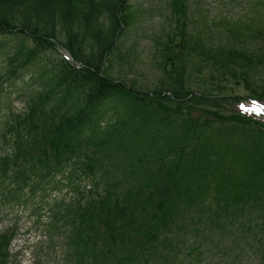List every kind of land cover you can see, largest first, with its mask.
<instances>
[{"label": "trees", "instance_id": "trees-1", "mask_svg": "<svg viewBox=\"0 0 264 264\" xmlns=\"http://www.w3.org/2000/svg\"><path fill=\"white\" fill-rule=\"evenodd\" d=\"M187 2L170 0L175 27L160 42L162 75L144 89L109 73L127 0H0L7 79L56 45L72 57L31 76L38 85L26 108L1 123L0 184L35 194L59 174L64 184L92 179L54 213L70 229L74 264H160L184 239L216 228L250 232L264 257V114L219 84L187 78L199 62L201 77L209 67L211 77L241 79L248 100L264 104V79L254 81L264 26L250 36L259 51L216 45L189 27ZM12 238L0 235V264Z\"/></svg>", "mask_w": 264, "mask_h": 264}, {"label": "rangeland", "instance_id": "rangeland-1", "mask_svg": "<svg viewBox=\"0 0 264 264\" xmlns=\"http://www.w3.org/2000/svg\"><path fill=\"white\" fill-rule=\"evenodd\" d=\"M187 3L189 27L200 30L210 43L261 50L262 41H253L250 36L264 26V0H188ZM127 8L129 23L119 38L117 49L109 57V73L149 89L162 75L160 42L175 27L170 0H127ZM236 25L238 28L234 29ZM3 52L0 54V130L7 114L26 108L29 91L38 85L30 77L67 53L56 45L55 51L41 55L37 66L22 76L10 77L8 73L10 78L7 79L3 73L8 60ZM194 64L199 62L189 67L187 75L193 87L214 89L219 84L223 92L238 96L241 101L248 100L251 92L241 79L211 77L209 67L203 69L201 77V71L196 69L202 70V67L195 68ZM263 68L264 65L254 81L264 79ZM4 148L5 141L0 136V153ZM61 178V174L57 175L46 191L40 189L35 194L9 191L10 187L0 184V235L13 234L6 254L8 264H74L72 258H68L67 232L70 229L62 221L56 222L54 213L77 196L75 184L86 190L93 181L84 177L75 179L73 185H63L59 182ZM257 247L258 243L248 231L216 228L184 239L175 254L160 264H264Z\"/></svg>", "mask_w": 264, "mask_h": 264}]
</instances>
